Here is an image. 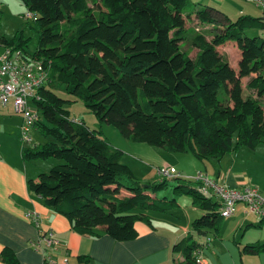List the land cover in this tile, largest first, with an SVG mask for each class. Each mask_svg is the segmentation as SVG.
<instances>
[{"label":"trees","instance_id":"1","mask_svg":"<svg viewBox=\"0 0 264 264\" xmlns=\"http://www.w3.org/2000/svg\"><path fill=\"white\" fill-rule=\"evenodd\" d=\"M21 2L38 28L30 58L50 65L48 82L37 90L39 99H32L39 114L35 126L53 139L25 146L23 158L59 161L37 181L28 180L29 191L66 217L73 231L118 241L134 239L136 222H151L147 212L173 210L177 198L187 194L203 214L193 219V232L173 250L182 255L178 264H197L195 250L209 247L217 236L205 229L217 233L223 222L219 200L184 176L161 178L145 188L122 162L123 151L83 120H72L64 107L69 100L52 87L64 86L100 122L115 126L130 141L187 152L200 161H220L235 149H254L264 142V39L244 36L246 30L264 28V18L240 16L232 22L190 0ZM192 20L213 25L212 40L187 28ZM188 39L198 49L194 58L181 48ZM0 41L9 43L3 36ZM225 41L235 42L240 50L238 70L216 49ZM24 43L15 48L28 55ZM245 76H250L246 87L255 95L243 97ZM171 181L170 199L150 195ZM121 188L129 194L121 195ZM195 234L212 240L197 242ZM243 251L264 252V243L248 244ZM1 258L20 264L9 247L3 248Z\"/></svg>","mask_w":264,"mask_h":264},{"label":"crops","instance_id":"2","mask_svg":"<svg viewBox=\"0 0 264 264\" xmlns=\"http://www.w3.org/2000/svg\"><path fill=\"white\" fill-rule=\"evenodd\" d=\"M191 2L202 6H207L204 4L205 2L220 6V8L225 6L222 1L217 0ZM246 5L252 6L253 9L240 7L235 10L228 9V11L235 14L236 18L249 16L263 20V13L259 8L250 3H246ZM221 10L224 11V9ZM221 10L218 11L234 22ZM198 23V21L192 20L187 24V28L196 30ZM213 33L212 27L211 33L204 35V37L207 36L206 40H212ZM5 46L7 45L0 41V53L3 52ZM228 46H231L235 52H239L235 47L237 46L235 42ZM216 49L222 55L218 46ZM188 55L190 56L189 53ZM225 59L229 62L228 58ZM233 68L237 70L235 67ZM249 78L250 76L241 78L242 89L246 86ZM251 92L254 93V91L248 90V94ZM20 123L21 116L14 112L11 103L0 107V264H7L1 258V252L5 247H9L15 252L20 264H44L43 255L36 249V246L41 233L47 231H53L60 241L67 244L68 264H178L183 261L182 255L174 251L173 247L189 232H193L191 222L199 215V208L193 204L192 197L190 201L183 198H180L179 201L180 195L177 198L178 206L173 210L147 212L151 222L137 221L135 224L137 236L132 240L118 241L108 235L92 237L79 234L71 229L66 217L52 212L42 204L37 195L29 191L28 180L37 181L39 174L49 171L58 160L56 159V163L48 158L41 159L42 163H31L38 159L25 160L23 150L25 146L29 145L23 146L18 139ZM35 129L39 132L37 127L33 128V130ZM37 142L34 141V143ZM138 150L140 152L137 153L141 157L146 156L145 159H149L150 163L154 164L156 173L158 167L161 166L175 167L181 175L186 176L204 171L210 177L220 178L226 186L240 190L246 188L247 183L257 182L251 176H247V172L256 168V163L253 162L256 147L249 149L250 151H240L241 148L234 152L231 151L220 161H200L190 153L171 152L163 148L158 151L153 147H139ZM122 151L124 156V150ZM123 156L122 162L138 177L134 169L144 166V163L136 158H132L131 162L123 161ZM189 156H193L199 163L193 161ZM150 171L148 172L149 178L152 175V171ZM257 188L259 187L257 186ZM120 193L121 195L129 194L124 188L120 189ZM150 195L157 198L165 197H159L156 193H150ZM244 213V207H241L235 215H231L236 220L235 223L245 225L243 237L247 234L249 227L263 230L264 222L261 223V219L255 216L258 218L256 223L252 220L248 221L243 217ZM204 235H199L202 236L199 242L207 237ZM252 243H264V237L251 235L250 238L240 241L235 237L233 240L228 237L218 239L214 237L209 247L202 252L204 264H264V252L251 254L243 251V247ZM41 245L45 247L44 242ZM62 253L60 250L55 252L56 256L62 255Z\"/></svg>","mask_w":264,"mask_h":264},{"label":"rangeland","instance_id":"3","mask_svg":"<svg viewBox=\"0 0 264 264\" xmlns=\"http://www.w3.org/2000/svg\"><path fill=\"white\" fill-rule=\"evenodd\" d=\"M193 2H196V0H191ZM222 1L225 6L221 7L217 5L209 4L208 2H205L204 4L207 6H211L215 9L221 10L225 12L233 21H235L237 16L235 14H231L228 9L235 10L240 7H247L253 9L252 6L246 5V2L240 1V0H217ZM28 14V11L24 7L21 0H0V37L3 36L7 41L9 42V46L16 47L17 44L21 41H24L23 44L24 49L26 50L27 54L26 56L30 57V54H32L35 51L37 41H38V28L33 19L26 20L24 16ZM213 25L207 24V23H198V26L196 28V32H199L200 34L208 35L211 33V28ZM244 36L246 37H259L264 39V28L262 29H253V30H246ZM207 37V36H205ZM232 41H225L224 43H221L218 45L219 51L222 53V57L228 58L230 64L235 67L238 70V61L240 59V50H237L239 52H235V50L228 46L232 44ZM181 48L183 51H186L190 54L191 57L194 58L195 54H197L198 49L194 47L191 43V40H184L182 41ZM52 90L55 91L56 94H58L60 97L69 100V102L64 104L65 109L68 111L69 116L72 120H83L91 130H95L96 132H99L98 134L104 138H106L109 143L116 148H119L121 150H124V156L123 161L131 162L132 158H136L138 161H141L144 163V166H138L134 169L135 173L137 174V178L140 180L141 184H148L153 183L161 179V177L155 172L154 164L150 163L149 159L145 157H141L137 152L139 151V147H153L154 149H158L157 146H152L147 143L143 142H133L125 138L121 132L113 125L107 124L106 122H100L95 115L84 105V103L80 100L74 99L70 94L66 93L64 90V86L59 85L58 83L52 87ZM250 94H253L251 92ZM242 95L243 97L248 96V88L245 86L242 89ZM223 95L219 93V99H221ZM31 134L33 136L34 141L38 142H46L53 140L51 137H44L42 136L36 129L31 130ZM239 148V147H238ZM237 148V149H238ZM236 150V149H235ZM234 150V151H235ZM232 151V152H234ZM240 151H250L249 148H241ZM140 152V151H139ZM193 161L196 163H199L198 160L193 158V156H189ZM143 158V159H142ZM52 161H55L54 158H48ZM264 142H259L256 146V150L254 152V159L253 162L256 163V168L251 171L247 172V176H251L252 178L257 181L256 183H247V187H259L261 192L264 193ZM41 159L34 160L31 163H42ZM214 161V160H213ZM59 161H57L58 163ZM56 163V164H57ZM146 164V165H145ZM152 171V177H148V172ZM150 171V172H151ZM186 177V175H184ZM149 178V179H148ZM148 180V181H147ZM169 184V186L166 189L159 190L156 192V195L166 196L168 199L172 196V183ZM186 199V201L191 200V196L187 194H181L179 197ZM215 200L218 199L216 195L213 196ZM183 204V203H182ZM236 212L239 211L241 207H244L243 205L236 206ZM199 216L203 214V211L198 209ZM233 213V215L236 214ZM224 217L223 222L220 226V229L217 233H214L215 231L213 229H205L207 234H217V239L221 237H228L229 239L233 240V237L236 238V240L240 241L246 240L252 236H263L264 237V228L261 230L260 228L255 227H249V230H247V234L243 237L244 232V224L235 223L234 217L232 218ZM243 217H245L248 221L252 220V222H257L258 218L255 217L254 214H243ZM255 220V221H253ZM205 236V235H204ZM202 236H199L198 234H195V240L197 242L200 241ZM206 237V236H205ZM253 238V237H252ZM202 242H205V238ZM201 242V243H202Z\"/></svg>","mask_w":264,"mask_h":264},{"label":"built area","instance_id":"4","mask_svg":"<svg viewBox=\"0 0 264 264\" xmlns=\"http://www.w3.org/2000/svg\"><path fill=\"white\" fill-rule=\"evenodd\" d=\"M259 8L264 18V0H242ZM26 20L35 19L28 13ZM49 63L41 58H30L22 49L14 46H5L0 53V107L11 103L15 113L21 116L18 139L24 145L34 144L31 130L36 127L39 119L37 108L32 104V99H39L37 90L49 80ZM80 122V120H74ZM157 173L161 178L172 179L183 177L175 167H158ZM185 177V176H184ZM199 182L200 190L207 196L218 197L220 202L218 212L222 217L231 216L236 206H244L246 214H254L259 219H264V193L257 187H246L242 190L226 186L220 178L210 177L204 171H198L195 175L186 176ZM37 223V222H36ZM38 225V223H37ZM211 237H206L205 242L210 243ZM44 242L45 247L41 243ZM202 246L195 250L197 264H204L202 252L206 249ZM36 249L42 253L44 264H68L69 254L66 243L60 241L53 231L41 233ZM60 250L62 255L56 256Z\"/></svg>","mask_w":264,"mask_h":264},{"label":"water","instance_id":"5","mask_svg":"<svg viewBox=\"0 0 264 264\" xmlns=\"http://www.w3.org/2000/svg\"><path fill=\"white\" fill-rule=\"evenodd\" d=\"M149 185H144L145 188H148Z\"/></svg>","mask_w":264,"mask_h":264}]
</instances>
